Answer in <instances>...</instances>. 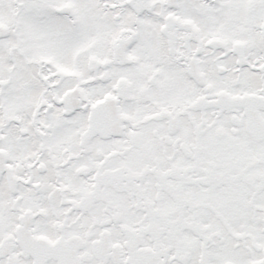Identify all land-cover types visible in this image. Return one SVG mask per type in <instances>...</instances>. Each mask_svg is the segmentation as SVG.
Masks as SVG:
<instances>
[{
	"label": "snow or ice",
	"instance_id": "1",
	"mask_svg": "<svg viewBox=\"0 0 264 264\" xmlns=\"http://www.w3.org/2000/svg\"><path fill=\"white\" fill-rule=\"evenodd\" d=\"M0 264H264V0H0Z\"/></svg>",
	"mask_w": 264,
	"mask_h": 264
}]
</instances>
